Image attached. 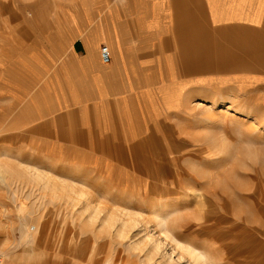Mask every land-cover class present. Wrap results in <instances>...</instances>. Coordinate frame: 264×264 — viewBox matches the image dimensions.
<instances>
[{"label": "rangeland", "instance_id": "1", "mask_svg": "<svg viewBox=\"0 0 264 264\" xmlns=\"http://www.w3.org/2000/svg\"><path fill=\"white\" fill-rule=\"evenodd\" d=\"M74 1L0 0V44L10 42V25L21 21L32 43L39 28L67 19L62 7ZM2 56H11L0 49L5 258L34 251V262L42 264H189L180 247H199L208 258L216 256L212 264H264V104L251 107L245 94L213 93L204 101L191 96L187 107L147 115L146 123L134 125L137 131L125 124L114 134V154L93 161L109 166L104 176L81 169L85 159L78 164L73 157L49 156L27 139V128L35 125L10 105L23 102L29 79L16 75L28 69L17 61L7 69ZM7 72L15 75L9 83L15 92L4 91ZM218 213L221 224L213 221ZM245 215L250 224L243 223Z\"/></svg>", "mask_w": 264, "mask_h": 264}, {"label": "crops", "instance_id": "2", "mask_svg": "<svg viewBox=\"0 0 264 264\" xmlns=\"http://www.w3.org/2000/svg\"><path fill=\"white\" fill-rule=\"evenodd\" d=\"M62 8L67 19L39 28L32 43L28 25L26 36L10 27V42L0 44L11 56H2L5 68L17 61L28 69L16 75L29 79L23 102L10 110L35 125L27 139L49 156L85 159L81 169L106 176L109 166L93 161L114 154L125 124L137 131L147 115L187 107L191 96L245 94L251 107L264 104V0H75ZM13 76L3 75L5 92H15ZM6 254L8 264H42L34 251Z\"/></svg>", "mask_w": 264, "mask_h": 264}, {"label": "bare ground", "instance_id": "3", "mask_svg": "<svg viewBox=\"0 0 264 264\" xmlns=\"http://www.w3.org/2000/svg\"><path fill=\"white\" fill-rule=\"evenodd\" d=\"M26 19V18H25ZM26 21H21L20 23H16V24H11L10 25V27L11 28H18V33H19V35H21V36H26V32H27V26L28 25H26ZM11 44V43H10ZM25 50V49H24ZM26 51V50H25ZM22 56V55H21ZM247 205V204H246ZM217 207V206H216ZM247 209V208H246ZM221 210V209H220ZM245 210V209H244ZM235 212H236V210H235ZM245 212H247V211H245ZM231 213V212H230ZM233 213V212H232ZM239 214V213H238ZM238 214H237V217H238ZM231 215V214H230ZM234 216V215H233ZM246 216V215H245ZM248 216V215H247ZM245 217L244 219H243V223H249L250 224V221H251V217ZM232 217V216H231ZM223 218V217H222ZM221 218V216H220V214L218 213V214H216L215 215V217H214V219H213V221H215V220H221L222 219ZM232 218H236V216L235 217H232ZM211 220V219H210ZM210 220H207V222H210ZM212 221V220H211ZM221 222H223V221H219V223L221 224ZM218 226V225H217ZM207 228H209L210 229V226L209 225H207V226H205V229H206V231H208L207 230ZM174 240V239H173ZM187 241V240H186ZM195 246V245H194ZM180 249H184V252H185V254H186V256H187V262L190 264V263H192V264H212L213 263V261H216L215 259V257H213V256H210L209 255V258H208V256H207V253H203L202 254V252H201V250H200V248L199 247H180ZM216 251H218V249H222V247H220V246H218V247H216V248H214ZM224 249V248H223ZM262 249H264V247L262 248ZM203 252H204V250H203ZM210 254V253H209ZM215 255V254H214ZM220 259V258H219ZM222 259V258H221ZM220 259V262L222 261ZM186 262V263H187ZM216 262H219V261H216ZM217 264V263H216Z\"/></svg>", "mask_w": 264, "mask_h": 264}, {"label": "built area", "instance_id": "4", "mask_svg": "<svg viewBox=\"0 0 264 264\" xmlns=\"http://www.w3.org/2000/svg\"><path fill=\"white\" fill-rule=\"evenodd\" d=\"M100 60L102 63H108L109 62V54L108 50L105 46H102L99 51ZM0 264H8L4 260V258L0 255Z\"/></svg>", "mask_w": 264, "mask_h": 264}]
</instances>
